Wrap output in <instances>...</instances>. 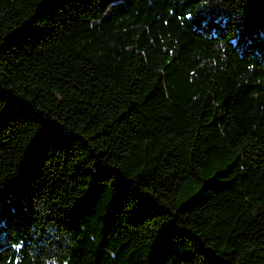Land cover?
I'll return each instance as SVG.
<instances>
[{
  "label": "trees",
  "instance_id": "1",
  "mask_svg": "<svg viewBox=\"0 0 264 264\" xmlns=\"http://www.w3.org/2000/svg\"><path fill=\"white\" fill-rule=\"evenodd\" d=\"M0 264H264V0H0Z\"/></svg>",
  "mask_w": 264,
  "mask_h": 264
}]
</instances>
